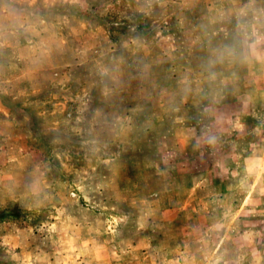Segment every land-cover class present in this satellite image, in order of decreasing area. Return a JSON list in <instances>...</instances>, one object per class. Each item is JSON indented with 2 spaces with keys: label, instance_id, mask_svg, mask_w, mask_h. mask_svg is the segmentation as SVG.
<instances>
[{
  "label": "rangeland",
  "instance_id": "rangeland-1",
  "mask_svg": "<svg viewBox=\"0 0 264 264\" xmlns=\"http://www.w3.org/2000/svg\"><path fill=\"white\" fill-rule=\"evenodd\" d=\"M228 1L0 0V264H264V104L206 50L264 18Z\"/></svg>",
  "mask_w": 264,
  "mask_h": 264
},
{
  "label": "crops",
  "instance_id": "crops-1",
  "mask_svg": "<svg viewBox=\"0 0 264 264\" xmlns=\"http://www.w3.org/2000/svg\"><path fill=\"white\" fill-rule=\"evenodd\" d=\"M232 10L235 8L236 14L239 16L242 14L244 18L257 17L259 21H263L261 12H257L255 16L252 11H250V6L248 5L250 1L256 0H229ZM228 1V3H229ZM259 1V0H258ZM232 2V3H231ZM248 6V8H247ZM249 24V23H248ZM248 27V29H246ZM264 25H253V26H242L241 30L243 32H258L262 30ZM233 36L229 35L228 39L231 40ZM236 39V38H235ZM238 46L243 45V51H248V59L245 61L234 62L224 61L220 59L219 52H217L216 45H209L206 50L208 52V60L210 63V73L214 80L220 79L226 83H233L234 79H239L240 81L234 82L235 89L238 91L241 89L244 92L246 98L250 102L264 104V41L263 37H253L250 42L246 40L244 42H239ZM235 44V45H236ZM232 45V44H231ZM203 46V45H202ZM233 46V45H232ZM235 47V46H234ZM196 49L202 50L203 47H196ZM237 83V84H236ZM239 85V86H238ZM238 94V93H237ZM4 120V118H3ZM2 128L5 127V124L2 123Z\"/></svg>",
  "mask_w": 264,
  "mask_h": 264
}]
</instances>
